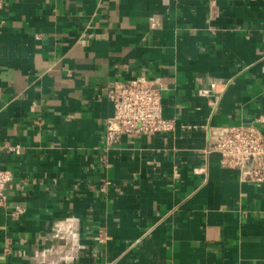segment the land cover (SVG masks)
<instances>
[{"label":"crops","instance_id":"0c3cea01","mask_svg":"<svg viewBox=\"0 0 264 264\" xmlns=\"http://www.w3.org/2000/svg\"><path fill=\"white\" fill-rule=\"evenodd\" d=\"M132 79L174 128L109 143ZM233 125L264 135V0H1L0 264H264V176L211 149Z\"/></svg>","mask_w":264,"mask_h":264},{"label":"built area","instance_id":"2783aa9c","mask_svg":"<svg viewBox=\"0 0 264 264\" xmlns=\"http://www.w3.org/2000/svg\"><path fill=\"white\" fill-rule=\"evenodd\" d=\"M109 98L113 106L111 116L106 119L109 143L122 133H167L174 128V123L162 115L159 91L144 79L116 84ZM211 138V149L220 155L222 166L240 169L253 165L256 167L252 171L254 179H263L264 135L259 129L253 125L220 127L211 133ZM11 150L16 152L17 147ZM9 176V171L0 167V206L5 201L3 189Z\"/></svg>","mask_w":264,"mask_h":264}]
</instances>
